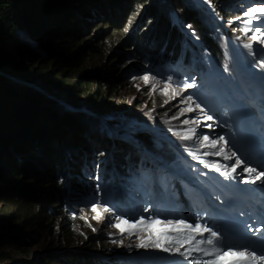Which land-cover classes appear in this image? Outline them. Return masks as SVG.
Masks as SVG:
<instances>
[{
	"label": "trees",
	"instance_id": "trees-1",
	"mask_svg": "<svg viewBox=\"0 0 264 264\" xmlns=\"http://www.w3.org/2000/svg\"><path fill=\"white\" fill-rule=\"evenodd\" d=\"M150 1L0 0V229L21 233L23 238L26 237L22 233L27 230L33 231V234L27 233L29 236H47L52 230L53 217L55 219L57 217L56 214L52 215L53 206L65 212L66 206L73 205L78 197L80 203H85L92 194V182L85 183L84 180H80L84 169H90L97 159L108 151L111 152L108 163L116 162L119 167H125V158L130 155L128 151L131 148L125 143L124 135L114 141L110 132L105 134L96 122L90 124L85 117L86 114L91 116L90 113H86L89 112L86 109L88 105L92 108L100 105L102 96L99 94L103 91L118 93L122 83L113 69V63L115 59L121 58L122 51H112L110 54L114 59L112 65L102 72L86 74L74 81L70 74L69 77L66 76L67 82L64 83L60 80L65 76L62 72L50 80L51 78L44 75L35 74H44V70L38 72L36 66L29 70L27 65L37 62L36 60L44 54L45 58L40 61L46 60L48 62L46 67L49 63L52 69L56 65L63 71L65 67L64 72L67 74V65L80 64L77 52L81 51L79 47L86 41L84 38L87 37L94 16L98 14L101 21L106 23L108 28L105 27V38H111L113 34L131 31L129 27L133 25L134 8L143 9ZM162 1L166 10L173 7L182 9L184 22L187 24L191 22L190 32L200 40L206 51L214 56L220 53L219 45L211 37L207 21L189 10L195 7L192 1V5L185 6L181 0H160L159 8L154 6L145 10L144 16L152 24L151 27L144 26L146 23L139 21L132 35L126 34L121 40L122 49L129 51L126 57L135 63L132 68L175 61L183 50V38L190 47L193 45L189 37L181 31L177 17L172 14L174 19L169 18V15L162 13ZM222 1L220 0L221 5ZM21 31L32 39L33 47L24 43L20 37ZM35 45L41 48V51H38ZM83 65L80 64V67L74 70ZM134 70L132 69L129 75L136 73L132 72ZM57 71L59 70L52 74ZM24 73L26 76L33 74V80L48 86L52 84L59 88V91L62 85H65L64 90L60 91L61 94L71 100L80 96L84 103L75 105L71 103L65 107L63 103L62 105L58 103L62 100H57L55 104L54 100L46 98L41 90L36 89L39 85L29 87L17 83L16 81L26 80ZM98 87L100 88L97 89ZM69 107L78 109V112L72 111ZM82 110L83 112H80ZM135 138L141 141V144L143 140L146 142L142 144L143 151L148 150V144H153L143 133H139ZM35 147L39 149V154H31ZM71 150L79 152L80 155L74 154ZM143 151L141 153H144ZM35 155L41 156V161L37 164L32 162ZM64 171H67L66 176H71V181L75 183L73 190L72 186H67L68 190L65 191V187H61L60 184L63 179L57 181ZM87 188L90 190L87 191ZM69 193H74L77 197H70ZM79 209L78 206H73L70 210ZM68 220L69 225L70 214ZM55 225L56 223L53 226ZM69 229L71 226H68V232ZM97 240H100L99 237H94L88 242L93 247L91 251L96 250ZM15 243L11 247L20 250L23 241ZM5 245L4 242H0V264H107L105 258L90 260L82 255L70 253L64 255L67 252H53L49 249L40 259L37 257L35 262L22 259L13 261L9 256H5L3 252ZM116 260L117 258L111 259L109 264H116L114 263Z\"/></svg>",
	"mask_w": 264,
	"mask_h": 264
},
{
	"label": "rangeland",
	"instance_id": "rangeland-1",
	"mask_svg": "<svg viewBox=\"0 0 264 264\" xmlns=\"http://www.w3.org/2000/svg\"><path fill=\"white\" fill-rule=\"evenodd\" d=\"M178 1V0H177ZM202 3V5L208 9L209 13L215 15L216 18L223 19L222 30L223 31H232L237 30L239 25L243 23V19L245 18L244 13L239 14H231V18L227 19L225 17L226 14H229L228 7L232 5L233 0H224L222 1L224 5L220 4V0H198ZM182 3H185V6L192 5L190 0H181ZM170 3V2H169ZM161 10L162 13L166 16L169 15V18H173L172 14L177 17V20L180 22L181 29H188L187 31H192L191 22L189 24L185 23L184 19L182 18V9L171 8L166 10L164 6V1H162ZM156 7L159 8L160 0H151L150 3H147L145 8L143 9H135L133 16V25H130V30H127L123 34H113L111 38H105V27L106 23L101 21L100 16L97 14L93 17L90 24L89 32L87 33V37L84 38L85 43H82L79 48H81L78 55L80 56V64H84L78 70H74L76 67H80L79 65H67L68 66V73L64 72L65 67H63V71L60 66L56 65L52 69L51 63L49 66L46 67L47 61L41 59L45 58V55L42 54V57H39L36 61L31 65H27V68L31 70L34 66H36V70L38 72L45 71L44 74L42 73H35L38 76L44 75L46 78H55L59 75V72H62L64 77L60 80L64 83L67 82V77L72 74V80H76L79 77L86 75V74H95L98 72H102L107 67H110L113 62V58L110 57L112 51L121 50L122 55L121 58L115 59L114 61V70H116L117 77L121 80V86L119 87L118 93H108L107 90L103 91L100 105L97 108H92L91 106H87V110L90 113L86 114L89 123L96 122L99 126L100 130L106 134V132H110L113 135V139H116L118 136L115 133L116 129L120 128V125H128L129 121L128 118H132L140 123H144L149 127H154L159 130L164 131L165 134L168 133H175L177 140L184 146V148L190 152H199V153H207L208 151L215 150L217 152L223 151V143L221 145V140L219 139L218 131L215 127V124L211 120L207 119V114L201 109V107H197L203 113V121L201 123L202 131L204 132L203 136H194L186 129H180L179 122L183 115L186 113L187 109L190 107L188 104V100L186 95H183L182 91L172 90L169 87H162L161 82L159 79L153 77V75L146 71V68H149V65L144 67L138 65V68H132V63L130 58H127L126 55L129 51L122 49L121 40L125 35H132L134 29L137 27L138 22H144V26L151 27V23L148 19H146L145 10L149 7ZM92 7L91 10H93ZM170 10V11H169ZM192 11V14H197L199 10L196 8L189 9ZM247 11V9H246ZM101 14V13H100ZM147 21V22H146ZM185 23V24H184ZM141 26L143 28L144 26ZM187 25V26H185ZM212 27H210L211 29ZM246 29V28H244ZM245 36L242 38V41H253L250 39L251 36L256 35L260 37V40H264V34H252V33H245ZM23 31L20 32V37L27 43L30 47H33L32 39L29 37V40L23 39ZM26 34V33H25ZM110 35V33H109ZM212 35V32H211ZM83 38V37H82ZM237 39H240L237 37ZM199 40V39H198ZM258 45H264V43L260 41H255ZM39 46V44H38ZM35 45V48L38 51H41V48H38ZM40 47V46H39ZM192 53L187 51L186 53L194 55V51L196 47L192 45ZM83 49V50H82ZM125 50V51H124ZM76 52V51H75ZM197 56H201V52H197ZM132 69H135L131 75H129ZM55 70L57 73L52 74ZM74 70V72H73ZM187 72L189 73L188 69ZM23 73V72H22ZM25 75V73H24ZM129 75V76H128ZM67 76V77H66ZM130 76H133L131 79H127ZM144 77L148 79L145 80ZM26 80L24 81H16L17 83H23L26 86L32 87L36 86L37 90H41L42 94L55 102L57 100H62V102L58 101L59 104L62 103L66 106H69L71 103L75 104H83L84 100L79 97L71 100V98L61 94L60 91L64 90L63 88L59 91V88H56L54 85L48 86L47 84L38 83L36 80H33V74L28 76L25 75ZM58 82V80L56 79ZM59 83V82H58ZM33 84V85H32ZM55 84V83H54ZM58 85V84H55ZM98 87L97 89H99ZM94 89V88H93ZM81 95V94H80ZM89 96V95H88ZM93 96V95H91ZM89 96V97H91ZM54 102V103H55ZM57 104V102L55 103ZM198 105V104H197ZM84 106V105H82ZM72 107V106H71ZM70 108V107H69ZM82 109V108H79ZM74 112H78V109H73ZM177 113L173 114V112ZM80 112H83L80 111ZM163 112V113H162ZM118 123V124H117ZM211 125V127H209ZM119 126V128H117ZM95 126L93 127V129ZM214 128V129H213ZM103 134H101L102 136ZM168 136V135H167ZM169 137V136H168ZM207 137L208 139H204ZM217 141L216 145L213 146L212 142ZM32 149V148H30ZM39 149L35 147L31 150V154H39ZM74 152L73 150H71ZM100 153V152H99ZM74 154H78L74 152ZM4 154H2L3 156ZM108 155V154H107ZM217 155V154H214ZM35 155L32 157V162L36 163L41 161V156ZM89 158H91L89 156ZM236 162L234 161V164ZM68 171V169H67ZM67 171H64V174L59 176L57 181H60L61 187H65V191L68 190L67 187V180L71 178V176H66ZM58 187H60L58 185ZM204 187L208 189V185L204 184ZM73 190V187H72ZM90 189L87 188V191ZM68 196L70 197H77L74 193H69ZM93 209L86 211L87 207L92 206ZM73 206H78L82 211L79 210L73 211ZM144 205H142L143 207ZM147 206V204H146ZM53 214H56V219L53 217L52 230L51 233L49 232L47 236H39L36 237L35 235L29 236L27 233L31 232L32 230H27L22 233L26 238H23L20 234L16 232H12L11 230L2 228L0 229V242H4L6 245L3 248V252L5 256H9V258L13 261L22 259V260H31L35 262V259H40L41 255L47 251L48 249L53 252L63 251L67 252L64 255L70 253L73 255H82L83 257H87L90 260L95 259H104L105 257L111 256H119V255H136V256H144L146 258H151V255L154 253H159L164 255L166 248L170 245V240L167 234H164L166 229L164 224H168L161 219H156V217L152 214H145L140 216L137 219H133L130 215L125 214L121 216L114 215V209L105 207L104 204H89L83 205L80 203L79 197L74 201L73 205L66 206L65 212L60 211L59 207L53 206ZM4 208L3 206L1 207ZM70 214V224L68 225V214ZM61 217V219H59ZM118 217H123L124 219H117ZM58 220V221H57ZM153 220V221H151ZM57 221V222H56ZM123 221H128L130 224H133L134 227H129V224L124 223ZM139 221V223H136ZM151 223V224H149ZM175 223L168 229L177 228L180 221H173ZM121 224V225H120ZM68 226H71L68 232ZM121 226V228H120ZM169 226V224H168ZM147 228L150 232L147 231H136L137 228ZM19 229V228H18ZM18 229L16 231H18ZM122 229H126L122 231ZM131 231V232H130ZM127 232V233H126ZM135 234H134V233ZM99 237L100 240H97V246L95 251H91L93 247L88 244L89 241H92V238ZM148 241L157 242L155 245L145 246V239ZM17 242L23 241V245H20V250H16L11 246L16 244L14 241ZM66 240V241H65ZM19 248V247H18ZM23 248H25L23 250ZM155 248V249H154ZM169 251V249H167ZM177 251V250H174ZM62 255V254H59ZM89 255V256H88ZM135 257V256H133ZM111 260V259H110ZM107 260V264L111 261ZM115 263V261H114ZM126 264L125 262L117 261L116 264ZM106 264V263H105Z\"/></svg>",
	"mask_w": 264,
	"mask_h": 264
},
{
	"label": "snow or ice",
	"instance_id": "snow-or-ice-1",
	"mask_svg": "<svg viewBox=\"0 0 264 264\" xmlns=\"http://www.w3.org/2000/svg\"><path fill=\"white\" fill-rule=\"evenodd\" d=\"M260 13L264 15V5L261 7H252L248 9L244 14L246 16H253L256 19L259 17H256L255 14ZM247 24H252L253 20L249 19L245 21ZM245 33L249 31H254L256 33L261 32L260 27H256L255 29H244ZM251 40L253 41H260L264 43V40H260V37H257L256 35H253L250 37ZM246 48L251 49L253 47L252 44H246L244 45ZM145 80H147V77H144ZM186 87H193L194 84H187L185 85ZM188 99H191V97H188ZM199 107V105H197ZM208 120H212V116L207 117ZM211 127V125H209ZM204 139H208L207 137H204ZM220 140H223V137L219 138ZM217 141H213L212 144L215 146ZM222 151V150H221ZM243 164V161H241L238 157L236 159V163L233 165V171H235V168L237 165ZM245 171L249 172H256V169L254 168H248L245 167ZM259 177H264V171H261L257 173V178ZM117 219H123L122 217H118ZM124 223L129 224V227H134L133 224H130L128 221H124ZM136 223H139V221H136ZM181 224H184L183 221H180ZM184 227L186 228H193L195 231H200V232H208L211 233L212 237H215L216 240L213 241L212 239H208L207 243L208 244H214L216 247V254H215V259L212 261H209L208 264H257V262H264V254H261L260 256H257L256 252L253 251L250 255L247 254V250H242V251H237L234 247L231 246H222L220 243V234L218 231H213L211 228L207 227V225H204L203 228H201V225L199 223L193 225H188L184 224ZM126 229H122L124 231ZM171 230V231H178L179 229L173 228V229H166V231ZM167 250V249H166ZM206 255L209 253H205ZM183 255V253H181ZM193 264H199L198 261H193Z\"/></svg>",
	"mask_w": 264,
	"mask_h": 264
},
{
	"label": "bare ground",
	"instance_id": "bare-ground-1",
	"mask_svg": "<svg viewBox=\"0 0 264 264\" xmlns=\"http://www.w3.org/2000/svg\"><path fill=\"white\" fill-rule=\"evenodd\" d=\"M23 38H24V39H26V38L29 39L25 34H23ZM180 41H181V40H180ZM188 41H189V40H188ZM189 42H190V41H189ZM190 43H191V42H190ZM186 52H187V51H186ZM193 57H195V56H192V58H193ZM78 153H79V152H78ZM114 156H115V155H114ZM84 158H85V157H84ZM124 170H125V169H124ZM74 184H75V183L71 181V178H69V179L67 180V186H69V187L72 186V187H73ZM144 206H145V205H144ZM92 209H93V207H91V210H92ZM85 210H86V211H89V210H90V207H88V208L85 209ZM131 213H132V212H131ZM122 218H123V217H122ZM123 219H124V218H123ZM123 222H124V221H123ZM149 224H151V223H149ZM168 224H169V225H174L175 223H173V222L171 221V222H168ZM120 225H121V224H120ZM164 225H167V224H164ZM120 228H121V226H120ZM131 228H132V227H131ZM142 228H143V227H142ZM143 229H147V228H143ZM147 230H148V229H147ZM130 232H131V231H130ZM126 233H127V232H126ZM133 233H134V232H133ZM134 234H135V233H134Z\"/></svg>",
	"mask_w": 264,
	"mask_h": 264
},
{
	"label": "water",
	"instance_id": "water-1",
	"mask_svg": "<svg viewBox=\"0 0 264 264\" xmlns=\"http://www.w3.org/2000/svg\"><path fill=\"white\" fill-rule=\"evenodd\" d=\"M25 35L28 37V35H27V34H25ZM28 38H29V37H28ZM23 39H24V38H23ZM25 40H29V39H27V38H26Z\"/></svg>",
	"mask_w": 264,
	"mask_h": 264
}]
</instances>
